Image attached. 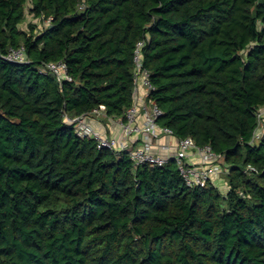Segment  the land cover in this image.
<instances>
[{
  "label": "trees",
  "instance_id": "16d2710c",
  "mask_svg": "<svg viewBox=\"0 0 264 264\" xmlns=\"http://www.w3.org/2000/svg\"><path fill=\"white\" fill-rule=\"evenodd\" d=\"M139 42L160 124L221 156L216 182L67 122L125 117ZM60 61L72 81L41 73ZM263 111L264 0H0V264H264Z\"/></svg>",
  "mask_w": 264,
  "mask_h": 264
},
{
  "label": "built area",
  "instance_id": "2783aa9c",
  "mask_svg": "<svg viewBox=\"0 0 264 264\" xmlns=\"http://www.w3.org/2000/svg\"><path fill=\"white\" fill-rule=\"evenodd\" d=\"M143 47L144 43L139 42L134 53L135 98L133 106L126 112L124 118L110 117L106 106L101 105L88 115L68 118L67 122L74 124L80 137L94 139L98 150H109L113 153L127 152L136 165L165 167L174 160L181 177L191 188L216 182L227 170L215 165L221 156L216 155L209 145L200 147L193 138L178 139L174 155L162 156L153 153L152 146L155 139L160 136L174 138L176 135L171 128L160 124L164 112L150 97L156 88L151 81V72L144 68ZM5 59L17 64L29 63L23 46L19 49H11ZM41 73L52 74L60 83L72 81L64 61L48 64ZM259 116H264V111ZM90 119L98 122L108 121L115 125L119 130V136L109 137L95 130L90 124ZM263 134L264 124L257 130L254 137L259 140ZM192 155L200 159L198 164L189 161Z\"/></svg>",
  "mask_w": 264,
  "mask_h": 264
},
{
  "label": "crops",
  "instance_id": "0c3cea01",
  "mask_svg": "<svg viewBox=\"0 0 264 264\" xmlns=\"http://www.w3.org/2000/svg\"><path fill=\"white\" fill-rule=\"evenodd\" d=\"M91 126L97 130L103 133L106 136L109 137H118L119 136V130L118 128L109 123L108 121L104 122H98L94 119H90ZM178 139L177 138H171L167 136H160L159 138L155 139L153 141L152 151L155 154H159L162 156H172L175 154L174 150L177 147ZM190 162L194 164H198L200 162V159L192 155L189 159ZM220 185L222 186V181H218Z\"/></svg>",
  "mask_w": 264,
  "mask_h": 264
},
{
  "label": "rangeland",
  "instance_id": "374dc122",
  "mask_svg": "<svg viewBox=\"0 0 264 264\" xmlns=\"http://www.w3.org/2000/svg\"><path fill=\"white\" fill-rule=\"evenodd\" d=\"M33 21H34V20H33L31 17H29L28 20H27V21H26L21 27L24 28V29H29V28H28V23H32ZM33 23H36V22H33ZM44 23H45V24L42 25V27H44L45 25H47L46 22H44ZM221 181H222V183H223L222 186L220 185L221 189H223V190H221V191L226 192V191L228 190V187L226 186V182H227V180H226V178H224V179H221Z\"/></svg>",
  "mask_w": 264,
  "mask_h": 264
}]
</instances>
